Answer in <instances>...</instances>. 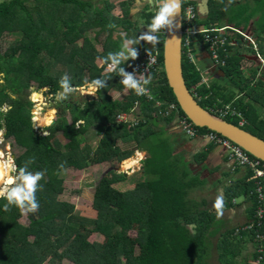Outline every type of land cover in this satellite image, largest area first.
Here are the masks:
<instances>
[{
	"label": "trees",
	"instance_id": "obj_1",
	"mask_svg": "<svg viewBox=\"0 0 264 264\" xmlns=\"http://www.w3.org/2000/svg\"><path fill=\"white\" fill-rule=\"evenodd\" d=\"M136 3L137 0L121 1L122 15H117L114 14L117 6L111 0H0V40L8 35L16 37L7 53L0 50V73L4 74V83L0 84V108L6 104L11 106L7 113L0 111V132L5 131V142L12 143L19 151L15 154L18 172L32 160L28 170L45 173L39 181L42 187L36 193L40 207L35 213H27L29 224L22 222L26 214L17 207L11 206L5 211L7 201L0 199V264H210L212 248L206 233L211 231V225L197 227L196 234L189 227L194 225L196 216L195 204L189 200V190L195 185V181L189 179L190 169L176 154L169 138L150 130V123H159L158 119L190 120L167 79L166 29L158 36L162 73L150 76L147 85L151 98L126 89L120 83L122 77L116 72H106L107 65H101L100 58L119 51L125 36L141 35V28L131 16ZM186 4L183 0L184 9ZM155 11L153 5L144 7L140 17L147 26ZM214 15L206 20L208 24L202 23L199 27L213 28L219 22L223 27L222 15L219 18ZM110 24L114 27H109ZM262 25L260 29L264 33ZM240 27L241 24L226 32L237 44L240 38L244 39L238 32ZM91 31L95 32V39L91 38ZM199 38L209 49L204 36ZM100 44L102 50L98 47ZM237 44L228 47L232 55L224 56L227 64L222 69L226 79L237 85L245 96L237 99L234 94L220 103V107L236 106L248 120L242 127L264 139V120L258 116V110L264 109V79L254 83L260 68L252 69L251 75L246 76L241 65L245 58L237 51ZM149 45L145 41L133 45L138 57L123 61L120 66L139 76ZM260 53L264 56V42ZM183 69L188 87L198 96L200 105L210 111L209 108L219 103L216 87L210 89L202 84V74L186 51ZM65 73L74 88L82 86L85 79L96 78L106 79L107 86L97 91L96 98L89 96L83 102L70 97L59 100L56 123L41 131L33 121L35 104L30 97L36 90L57 98V93L62 91L59 81ZM114 90L130 91V94L115 99ZM38 98L40 105L42 97ZM157 101L164 103L162 108L157 107ZM171 103H176L178 110L169 117L161 115ZM135 107L138 108L135 113L140 121L138 126L130 128L117 122L119 114L131 113ZM227 120L240 126L241 118ZM198 129L203 135L212 132L207 128ZM94 130L99 139L96 147L91 138ZM137 151L148 153L142 177L138 174L140 178L134 190L122 191L115 185L128 177L125 172H119L116 165L133 158ZM205 156L202 154L201 158ZM134 163L136 161L131 160L128 165ZM101 164L113 166L96 187L93 205L97 217L90 218L79 213L74 203L61 199L66 192L65 173ZM256 187L258 182L254 180L250 187L254 194ZM244 195L230 191L227 197L232 202ZM251 195L256 202V195ZM134 231L136 236L131 234ZM96 234L104 241L92 242L90 238ZM219 251L222 264H235L227 239L223 240Z\"/></svg>",
	"mask_w": 264,
	"mask_h": 264
},
{
	"label": "crops",
	"instance_id": "obj_2",
	"mask_svg": "<svg viewBox=\"0 0 264 264\" xmlns=\"http://www.w3.org/2000/svg\"><path fill=\"white\" fill-rule=\"evenodd\" d=\"M138 1L139 0H137V3L134 8H132L131 16L136 22L137 27L141 28L140 33L142 35L144 32H147L148 29L147 23L142 20L140 15L143 12L144 7H146L149 3L148 0H140L141 3H138ZM193 1L198 6L201 22L205 19L207 20L208 18H210V16L214 14H216V16L214 15L216 18L221 17L222 15L224 21V25L222 28H236L237 26L233 24V20H240L239 22H237L238 24L242 25V29H239V31L241 30L243 33L255 37V39L257 40L256 43L258 44V47H255L253 44L244 41L245 37L244 39H242V42L240 44L236 43L238 46L237 51L240 52L241 55L245 58L243 64L241 65L245 70L244 72L246 76H250L252 70H248L246 68V63L251 61L252 64H254L256 63V61H260L259 55L264 58L263 54L260 53L262 42H264V33H262L260 27L257 26L258 21L257 19H255V16H263L264 4H262V8H258L256 6L255 13L248 14V16L246 14L249 12L248 9L237 7V12H235L237 16H232V18H230L229 15L226 14L229 9L232 10V3L230 0L224 2V12L216 8L215 3L217 1L219 2V0ZM257 1L258 0H253L252 4L256 3ZM136 6H142L141 11L138 12L137 16L133 14V9H135ZM252 19L255 20L251 23ZM134 37L135 36H133V38ZM259 40H262V42H259ZM200 43L195 44V48L198 45H201L202 47L199 46V49H197L194 53V64L198 67L202 74V84L206 85L208 88L213 86L216 87V96L219 100V103L216 104L215 107L209 109H211L210 112L219 115L217 110L219 108L228 106L226 105L220 107V103H224L228 98L232 97L234 94H236L237 99H243L245 94L242 93V91L240 92L237 85L235 86V84H233L230 80L226 79V74L222 69L223 67H226V65H223V63H218V65L215 64L216 61L211 58V53L209 49H207V46L204 45L203 42ZM246 50L257 52L251 55ZM227 55H232V52L229 53V49L226 52L224 50L222 54V60H225L226 64L227 60L224 58V56L227 57ZM261 63L264 62L262 61ZM258 68H260L258 76L260 78L262 77L261 79H264V65H260ZM117 99L123 98L120 97ZM234 108H236V106H234ZM237 112L243 115V118L246 121V124L244 126H246L248 124V120L245 118L244 114L240 110H237ZM258 116L259 118L264 119V109L258 110ZM158 122L159 123L154 121L151 122L150 130L159 132L161 128L165 127L161 132H159V135L164 136L165 138H169L172 145L176 149V154L182 158V160L187 164L190 169V171L188 172L190 175L189 179L195 181L194 187L189 190V200L191 204H195L194 206L196 207V216L194 217L195 227L192 228L193 232L195 234L197 233V227L201 228L204 225H211V231L206 233V238H208L212 248L209 263L222 264L220 261L221 252L219 251V248L222 245L223 240L225 242V240L227 239L229 252L231 253V256L234 257V263L252 264L256 256L253 238L249 234H243L242 237H238L235 234V231L238 227L243 226L253 220L255 216V212L257 209L256 206L258 198V187H256L255 194L253 193V189H250V187L253 185L254 180H256L254 178V171L251 168L239 166L235 161H233V158L229 155V152L223 146L216 144L206 135L202 134L197 138H192L186 135L182 131V129L179 128L177 124L178 120L176 122H170L158 119ZM164 132H167L169 134H165ZM4 135L5 131H3V137ZM202 154H206V156L204 158H201ZM147 157V152L137 151L133 158L127 160L126 164L131 160L136 161L135 165L137 167L135 168V170L137 171V175L133 176V178L128 177L126 181L121 182L120 184L124 185L126 183H130L131 187H129V189L134 190L137 185L138 179L140 178V175H138V173L141 174L140 169L141 167H143V162L147 159ZM109 169L110 168H107V171ZM242 186L246 188L241 189L240 187ZM119 189L122 191L129 190L128 188L125 190L121 188ZM221 190L223 191V195L225 198V209L223 217L217 219L216 211L213 207V204ZM246 190L250 195L247 193ZM230 191L232 193L234 191H239L240 194H246L244 196L235 198L234 200H232V202H230L229 198L227 197ZM251 194L256 195V202L255 198Z\"/></svg>",
	"mask_w": 264,
	"mask_h": 264
},
{
	"label": "clouds",
	"instance_id": "obj_3",
	"mask_svg": "<svg viewBox=\"0 0 264 264\" xmlns=\"http://www.w3.org/2000/svg\"><path fill=\"white\" fill-rule=\"evenodd\" d=\"M149 4L155 6L156 11L151 19V22L147 26V32L134 38H123L121 49L117 52H109L106 57L100 58L103 63L107 65L106 72H116L122 79L120 83L126 88L134 90L135 94L147 95V85L150 84V77L145 78L143 74L139 76L137 73H129L124 67H121V63L126 60H135L138 57V50L133 45L140 44L141 41H145L153 46L159 43V37L156 35L161 29H168L171 31L175 25L174 19L181 12L183 0H148ZM114 27V25H109ZM215 31V29H213ZM4 74L0 73V84L4 83ZM60 88L62 91L57 93L58 100H65L70 95L79 92L87 91L88 94L93 95L99 89H103L107 86V80L104 78H96L91 81L85 79L84 84L78 88H74L71 85L70 77L65 73L60 81ZM38 92V91H37ZM151 98V97H150ZM30 99L37 104V111L33 114V120L39 119V102L38 96L34 92ZM11 110L10 105H5L0 108V111L7 113ZM47 124L52 123L51 115L46 121ZM199 128V127H198ZM2 135V133H0ZM0 143H3L0 140ZM25 163L23 167L19 169L18 174L17 166L14 163L11 152L7 155L4 151H0V199H5L7 203L4 205V210L8 211L11 206H15L21 210L23 214L35 213L38 211L40 205L37 200L36 193L41 185V181L44 177L43 171L31 172L28 170V163ZM63 168V165H60ZM258 175H264V173H258ZM213 207L216 211L217 219L223 217L225 209V198L223 191L217 195ZM190 228H194V225H190Z\"/></svg>",
	"mask_w": 264,
	"mask_h": 264
},
{
	"label": "built area",
	"instance_id": "obj_4",
	"mask_svg": "<svg viewBox=\"0 0 264 264\" xmlns=\"http://www.w3.org/2000/svg\"><path fill=\"white\" fill-rule=\"evenodd\" d=\"M186 7L184 9L183 5V15H184V40H183V49L187 52L188 58L191 62L195 61V45L196 43H200L199 36H204V42L209 45V51L211 53V58L215 60V64L223 63L226 65V61L222 60V54L225 50L228 51L229 46H233L236 44L232 38L227 35L228 28H218L215 29H202L198 26L197 22H199V12L198 6L194 3L193 0H185ZM241 34L251 40L247 34ZM162 33V29L156 33L159 36ZM195 39V41H194ZM255 44L254 41H250ZM159 44V43H158ZM149 45V49L145 51V55L141 61V65L139 67V75L143 74L145 78L152 76L154 73L160 75L162 73V59L159 45ZM259 59L264 62V58L259 55ZM147 87V86H146ZM148 89V88H147ZM35 93L37 91H34ZM193 93V92H192ZM194 94V93H193ZM149 96V90L148 94ZM197 98L198 96L194 94ZM150 97V96H149ZM164 105L163 102L157 101V107L162 108ZM178 110V105L176 103L169 104L168 110L164 113H160L165 117L171 116L175 111ZM137 112V107L132 110L131 113H121L118 117L117 122L120 124H127L130 128L136 127L140 124V121L135 116ZM218 117L222 119H228L229 117H237L241 118V126L246 124V121L243 118V115L237 112V109L234 108L233 105H228L223 108H219L217 110ZM214 114V113H213ZM177 124L181 127L182 131L192 137L197 138L202 135L198 129V127L191 120H184L180 117H177ZM36 121V120H35ZM34 123L36 124V122ZM37 127V125H36ZM39 129V128H38ZM209 139H211L216 144L223 146L228 152L229 155L233 158L239 166L248 167L254 171V178L258 181V204L255 212L254 219L247 226L243 225L236 229L235 234L238 237H242L245 232H249L247 234H252L253 242L255 244V253L256 256L253 260L252 264H263L264 262V175H258V173H264V161L253 157L247 150L243 147L235 143L229 138H226L219 133L211 132L206 135ZM130 171H132L130 169ZM254 235V237H253Z\"/></svg>",
	"mask_w": 264,
	"mask_h": 264
},
{
	"label": "rangeland",
	"instance_id": "obj_5",
	"mask_svg": "<svg viewBox=\"0 0 264 264\" xmlns=\"http://www.w3.org/2000/svg\"><path fill=\"white\" fill-rule=\"evenodd\" d=\"M2 1H4V0H1V2ZM111 1L114 4H116V6H117L115 11H114V14L122 15L121 1L120 0H111ZM227 1L228 0H219V2L217 1L218 3L217 2L215 3L216 8H218L219 10L224 12V10H225V6H224L225 3L224 2H227ZM230 1L232 3V10L229 9L227 11V13H226L227 15H229L230 18H232V16H237V14L235 13V12H237V7H242L243 9H248L249 12L246 13L247 16H248V14L255 13L256 6L258 8H262V4H264V0H258L256 3H253V4H252L253 0H251V1L250 0H230ZM247 1H249V2H247ZM153 7H154V5H153ZM141 8H142V6L141 7L136 6L135 9H133V14H135V16H137L138 12L141 11ZM246 14H244V15H246ZM263 17H264V14H263V16H255V19H257V21H258L257 26L261 27V25L263 24ZM255 19H252L251 23L254 22ZM199 20H200V17H199ZM233 21H234L233 22L234 25H236V26L240 25V24L237 23L240 20H237V21L233 20ZM202 23L203 24H208L206 19L204 21H202V22H197L198 26H199V24H202ZM221 25L222 24H220V22H219L217 27L214 26L213 28H207V29H218L219 27L222 28ZM262 27H264V26L262 25ZM227 28L229 30L231 27H227ZM240 28L242 29V27H240ZM89 34H90L92 39H95V36H96L95 32L91 31ZM246 36L251 38V40H249L248 38H245L244 41H247L248 43L253 44L255 47H258V44L256 43L257 40L255 39V37H252L251 35H246ZM15 39H16L15 36L8 35L4 39L0 40V50H1V52L7 53L10 50L11 46L13 45ZM239 40H240V43H241L242 39L240 38ZM250 41H254L255 44L250 42ZM98 47H99V49L102 50V45L101 44ZM246 51L249 52L251 55L254 54L253 53L254 51H251V50H246ZM261 62H262L261 60L260 61L259 60L256 61V63H254V64H252L251 61L247 62L246 63V68L248 70H252V68H258L260 65H264V63H261ZM102 64H103V62H101V65ZM261 78L259 76H257L255 78V80H254V83L256 84ZM34 91H36V90H34ZM117 92H119V91H116V90L112 91V94H113V96L116 99L120 98V97L121 98L127 97L130 94V91H128L126 93H123V92L117 93ZM97 93L98 92L94 93L93 95H90V94L87 93L86 90L84 92L77 91V93H74V94L70 95L69 97L73 98L74 101L83 102L84 99L88 98L89 96H92V97L96 98L97 97ZM36 94H37L38 97H40V96L42 97V104L39 105V119L36 120L37 121L36 125H37V128L42 129L41 131H44L45 128H47V127L52 125V123L50 125L46 123V121L49 119L50 115H52V116L54 115V119L52 117V122L58 118V114H59L58 107L61 106V105L58 104L59 100L57 98H52V96H50V97L47 96L46 91H42V92L39 91V92H36ZM38 101H39V98H38ZM34 104H35V106H34V109H33V113L36 112V110H37V104L36 103H34ZM137 110H138V108H137ZM119 116H120V114L117 116V120H118ZM164 128H161L159 130V132H161ZM179 128H181V127H179ZM253 129H255V128H253ZM0 133H2V135H0V140L3 141V143H1V145H0L1 146L0 147V151H4L6 155L10 151L12 157L14 158L15 154L18 153L19 151H17V149H15V146H12V143L5 142V139L3 137V132H0ZM164 133L165 134H169L167 132H164ZM91 138L94 139L92 141V143H93L94 147H96V142H98L99 139H98V137L95 134V130H94V134H91ZM133 146H135V144H133ZM126 162L127 161L123 162L120 165H116L117 168H119L118 171L125 172V173H127V177L133 178V176L137 175V171L135 170V168L137 167L135 165L136 163H134V165H135L134 166V165H131V164L128 165V163L126 164ZM14 163L16 164L15 159H14ZM112 166L113 165L104 166V165L101 164V165L93 166V167H91V168H89L87 170H83V171L75 170V169L68 170L65 173L66 192H65V194H63L61 199L64 200V201H68V202L74 203L77 206V209H78L79 213H81L82 215L90 217V218H96L97 217V212L94 209V205H93L94 204V196H95L96 187H97L102 175H104V172L105 171L107 172V168L111 169ZM142 168L143 167H141V169ZM130 169L132 171H130ZM141 169H140V171L143 170V169L142 170ZM16 174H18V171L16 173H13V175H16ZM141 177H142V174H141ZM115 187L125 190L127 188L129 189V187H131V184L130 183L129 184L126 183L124 185L119 184V185H115ZM22 222L24 224H29L30 223V220H29L27 214L23 218ZM131 234L133 236H136V232L135 231L132 232ZM90 239H91L92 242H101V241L103 242L104 241L103 237L101 235H99V234L92 235ZM65 264H71V263L70 262H66Z\"/></svg>",
	"mask_w": 264,
	"mask_h": 264
},
{
	"label": "water",
	"instance_id": "obj_6",
	"mask_svg": "<svg viewBox=\"0 0 264 264\" xmlns=\"http://www.w3.org/2000/svg\"><path fill=\"white\" fill-rule=\"evenodd\" d=\"M138 3H141L140 0ZM174 23L177 26L171 31L166 29V38L164 44V65L169 85L176 95L181 109L197 127L207 128L213 132L219 133L226 138L231 139L247 150L250 154L264 161V139L258 137L241 126L231 123L226 119H222L212 112L204 109L188 87L183 69V3L181 12L175 17ZM55 123L56 120L52 122V125ZM14 159L15 156L13 160Z\"/></svg>",
	"mask_w": 264,
	"mask_h": 264
},
{
	"label": "bare ground",
	"instance_id": "obj_7",
	"mask_svg": "<svg viewBox=\"0 0 264 264\" xmlns=\"http://www.w3.org/2000/svg\"><path fill=\"white\" fill-rule=\"evenodd\" d=\"M37 111V110H36ZM53 119H54V116H53Z\"/></svg>",
	"mask_w": 264,
	"mask_h": 264
}]
</instances>
